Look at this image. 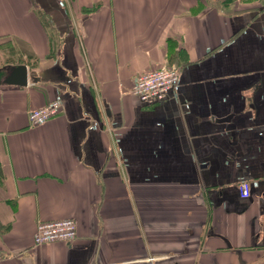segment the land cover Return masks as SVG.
Masks as SVG:
<instances>
[{"label": "crops", "instance_id": "1", "mask_svg": "<svg viewBox=\"0 0 264 264\" xmlns=\"http://www.w3.org/2000/svg\"><path fill=\"white\" fill-rule=\"evenodd\" d=\"M0 264H264V0H0Z\"/></svg>", "mask_w": 264, "mask_h": 264}, {"label": "built area", "instance_id": "2", "mask_svg": "<svg viewBox=\"0 0 264 264\" xmlns=\"http://www.w3.org/2000/svg\"><path fill=\"white\" fill-rule=\"evenodd\" d=\"M180 72L177 67L163 65L143 72L136 76L130 92L142 102H155L165 98L167 92L179 81ZM61 102L58 99L28 111V120L31 126L46 122L56 115L60 110ZM239 194L243 198L250 195V184L241 181ZM77 226L73 218H62L55 220H41L37 223L34 233V243L42 244L52 241L70 242L76 237Z\"/></svg>", "mask_w": 264, "mask_h": 264}, {"label": "water", "instance_id": "3", "mask_svg": "<svg viewBox=\"0 0 264 264\" xmlns=\"http://www.w3.org/2000/svg\"><path fill=\"white\" fill-rule=\"evenodd\" d=\"M14 69H17V78L15 80V83L25 85L26 84V66L25 65H18Z\"/></svg>", "mask_w": 264, "mask_h": 264}]
</instances>
